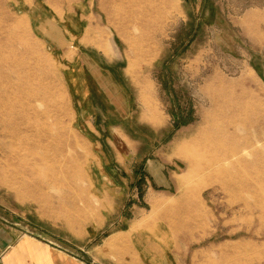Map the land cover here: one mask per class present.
Segmentation results:
<instances>
[{"label": "rangeland", "instance_id": "obj_1", "mask_svg": "<svg viewBox=\"0 0 264 264\" xmlns=\"http://www.w3.org/2000/svg\"><path fill=\"white\" fill-rule=\"evenodd\" d=\"M87 57L128 91V141L70 86ZM0 217L66 248L133 220L168 264H264V0H0Z\"/></svg>", "mask_w": 264, "mask_h": 264}, {"label": "crops", "instance_id": "obj_2", "mask_svg": "<svg viewBox=\"0 0 264 264\" xmlns=\"http://www.w3.org/2000/svg\"><path fill=\"white\" fill-rule=\"evenodd\" d=\"M70 84L86 110L92 102L90 99H93L90 91L93 87V94L104 99L108 109L113 111L106 117L108 121L104 122L120 118L116 120L119 126L115 124L119 128L111 123V136L120 133L128 141L127 132L120 126L130 118V97L113 69L103 67L97 57H87V63L80 60L73 64ZM89 124L99 140L104 138L100 124L97 123L99 130L94 121L91 120ZM153 168L157 171L154 172ZM152 170V181H157L160 189L167 190L170 182L166 176V168L163 165L159 168L152 166ZM122 221L123 219H119L114 224ZM132 221L126 220L125 228L112 231L98 244H92L97 235L89 234V245L66 248L34 236L12 217H0V264H168L166 256L171 252L155 244V235L146 234L144 230H132ZM145 238L149 240L146 241Z\"/></svg>", "mask_w": 264, "mask_h": 264}]
</instances>
